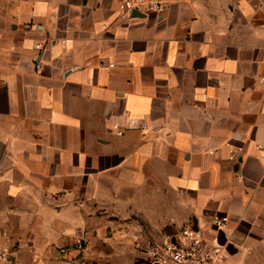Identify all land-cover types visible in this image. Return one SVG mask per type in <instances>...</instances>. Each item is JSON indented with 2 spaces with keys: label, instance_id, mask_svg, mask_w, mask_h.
<instances>
[{
  "label": "crops",
  "instance_id": "obj_1",
  "mask_svg": "<svg viewBox=\"0 0 264 264\" xmlns=\"http://www.w3.org/2000/svg\"><path fill=\"white\" fill-rule=\"evenodd\" d=\"M162 1L0 0L9 264H154L181 228L228 255L264 227V0Z\"/></svg>",
  "mask_w": 264,
  "mask_h": 264
},
{
  "label": "built area",
  "instance_id": "obj_2",
  "mask_svg": "<svg viewBox=\"0 0 264 264\" xmlns=\"http://www.w3.org/2000/svg\"><path fill=\"white\" fill-rule=\"evenodd\" d=\"M118 10L121 12H162V0H117ZM38 66V65H37ZM130 124H135L134 118H129ZM145 128V125H142ZM264 157V145L260 147ZM227 221L226 216L214 219V226L221 228ZM77 249L83 248V241L78 238L73 245ZM60 251H64L61 249ZM145 252L154 264H217L223 258V245L214 236L201 234L192 228H181L175 233L166 235L156 244L149 245ZM0 264H9L7 255L0 256ZM65 264H70L66 261Z\"/></svg>",
  "mask_w": 264,
  "mask_h": 264
},
{
  "label": "rangeland",
  "instance_id": "obj_3",
  "mask_svg": "<svg viewBox=\"0 0 264 264\" xmlns=\"http://www.w3.org/2000/svg\"><path fill=\"white\" fill-rule=\"evenodd\" d=\"M245 237H237L231 247L230 254L223 251V258L217 264H264V245L251 244L248 237H264V227L260 229L244 228Z\"/></svg>",
  "mask_w": 264,
  "mask_h": 264
},
{
  "label": "water",
  "instance_id": "obj_4",
  "mask_svg": "<svg viewBox=\"0 0 264 264\" xmlns=\"http://www.w3.org/2000/svg\"><path fill=\"white\" fill-rule=\"evenodd\" d=\"M2 149H3V146H2V143L0 142V156H1V153H2Z\"/></svg>",
  "mask_w": 264,
  "mask_h": 264
}]
</instances>
